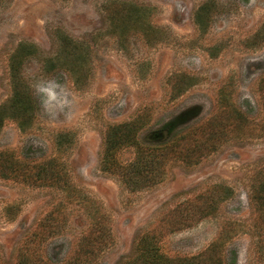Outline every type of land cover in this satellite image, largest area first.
Instances as JSON below:
<instances>
[{
    "label": "rangeland",
    "instance_id": "1",
    "mask_svg": "<svg viewBox=\"0 0 264 264\" xmlns=\"http://www.w3.org/2000/svg\"><path fill=\"white\" fill-rule=\"evenodd\" d=\"M46 80L62 109L42 107ZM15 95L33 102L25 126L0 123V264L77 256L94 220L113 232L97 264L147 230L174 259L218 241L205 264H264V0H0V109ZM129 122L143 148L170 145L137 191L101 170L108 129Z\"/></svg>",
    "mask_w": 264,
    "mask_h": 264
},
{
    "label": "trees",
    "instance_id": "2",
    "mask_svg": "<svg viewBox=\"0 0 264 264\" xmlns=\"http://www.w3.org/2000/svg\"><path fill=\"white\" fill-rule=\"evenodd\" d=\"M223 97L224 104H229L228 96L224 94ZM30 102H33L31 96L15 95L10 98L6 102L7 104L0 109V123L4 115H6L9 118L18 119L19 127L25 126L29 118H31L28 109ZM9 105L15 107V110L5 111L10 107ZM136 126L135 122H129L127 124L110 127L105 137L104 152L101 159V170L119 179L130 191L140 190L148 181V177L144 172L156 168L157 160L155 150H160L165 153L169 150L168 147L170 146H165L160 149L143 148L137 141L134 142ZM173 144H175L176 147L177 144ZM128 147L136 148L137 154L134 160L130 162H121L117 159V153L121 149ZM43 166V178H49L53 184L58 183L59 181L54 182L59 179L58 173L53 171L54 162H47ZM196 210V215H204V207H196ZM48 226L52 227L50 225ZM29 237L40 241L44 236L42 237L40 232H34ZM111 237H113L112 229L106 223L94 220L89 224L87 233L82 235L79 239V244L81 245H79V253L77 256L67 257L56 264H97L101 254L100 251H102L101 247L105 246V243L108 242ZM218 245H220V242L217 241L211 250L208 249L204 253L189 259H174L168 257L161 251L157 237L152 234V231L147 230L139 235L133 255L120 264H205L209 254L215 252ZM41 253L44 252L39 250L38 252L25 254L23 258L20 259L19 264H23L24 262L30 263V261L36 264H53L50 259L45 258ZM80 255L81 257H79ZM217 264H219V261Z\"/></svg>",
    "mask_w": 264,
    "mask_h": 264
},
{
    "label": "clouds",
    "instance_id": "3",
    "mask_svg": "<svg viewBox=\"0 0 264 264\" xmlns=\"http://www.w3.org/2000/svg\"><path fill=\"white\" fill-rule=\"evenodd\" d=\"M34 90L45 110L62 109L68 103L66 96L62 94V86L55 80L39 82L34 86Z\"/></svg>",
    "mask_w": 264,
    "mask_h": 264
}]
</instances>
